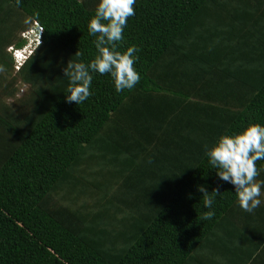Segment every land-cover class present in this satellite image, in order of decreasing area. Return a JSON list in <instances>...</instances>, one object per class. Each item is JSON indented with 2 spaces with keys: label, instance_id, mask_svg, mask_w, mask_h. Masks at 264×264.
<instances>
[{
  "label": "trees",
  "instance_id": "1",
  "mask_svg": "<svg viewBox=\"0 0 264 264\" xmlns=\"http://www.w3.org/2000/svg\"><path fill=\"white\" fill-rule=\"evenodd\" d=\"M96 2L0 0V264H264V203L243 211L204 155L264 125V0H135L116 50L136 46L139 81L93 73L66 103ZM29 17L42 42L15 70Z\"/></svg>",
  "mask_w": 264,
  "mask_h": 264
},
{
  "label": "clouds",
  "instance_id": "2",
  "mask_svg": "<svg viewBox=\"0 0 264 264\" xmlns=\"http://www.w3.org/2000/svg\"><path fill=\"white\" fill-rule=\"evenodd\" d=\"M135 0H97L94 15L87 23L89 36L94 37L96 54L87 63L68 61L63 68L64 76L69 83L65 93L66 103L76 105L86 101L91 95L90 86L93 73H107L111 77L114 90L121 92L132 89L139 81V73L134 68L136 46H128L124 51H117V42L123 39L122 33L127 18L134 15ZM24 24H31L21 32H27L20 46L13 44L7 47L17 70L38 48L42 42V26L32 18H25ZM14 49L18 52H14ZM17 54V55H16ZM77 56L80 54L75 52ZM0 66V72H3ZM204 155L211 168L222 181L233 185L237 205L245 212H253L264 201L261 200L264 180L255 179L259 175L257 160H264V125L251 124L239 132L221 135L211 145H205ZM264 170V169H262ZM197 190L204 195L202 201V219H211L214 215L212 205L218 191H206L203 185Z\"/></svg>",
  "mask_w": 264,
  "mask_h": 264
},
{
  "label": "built area",
  "instance_id": "3",
  "mask_svg": "<svg viewBox=\"0 0 264 264\" xmlns=\"http://www.w3.org/2000/svg\"><path fill=\"white\" fill-rule=\"evenodd\" d=\"M26 36H27V32H26V30L25 31H23V32H21V37L22 38H26ZM14 52H18V50H16V49H14ZM17 55V54H16Z\"/></svg>",
  "mask_w": 264,
  "mask_h": 264
},
{
  "label": "rangeland",
  "instance_id": "4",
  "mask_svg": "<svg viewBox=\"0 0 264 264\" xmlns=\"http://www.w3.org/2000/svg\"><path fill=\"white\" fill-rule=\"evenodd\" d=\"M19 88L21 89V90H20V93H21V92H23V91L25 90V85H19ZM20 93H19V94H20Z\"/></svg>",
  "mask_w": 264,
  "mask_h": 264
}]
</instances>
